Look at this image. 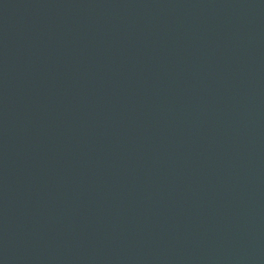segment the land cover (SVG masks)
Segmentation results:
<instances>
[{
  "label": "water",
  "instance_id": "95a60500",
  "mask_svg": "<svg viewBox=\"0 0 264 264\" xmlns=\"http://www.w3.org/2000/svg\"><path fill=\"white\" fill-rule=\"evenodd\" d=\"M0 264H264V0H0Z\"/></svg>",
  "mask_w": 264,
  "mask_h": 264
}]
</instances>
